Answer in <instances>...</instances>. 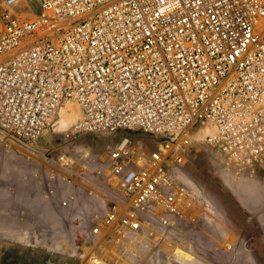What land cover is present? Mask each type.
Wrapping results in <instances>:
<instances>
[{
	"label": "built area",
	"instance_id": "1",
	"mask_svg": "<svg viewBox=\"0 0 264 264\" xmlns=\"http://www.w3.org/2000/svg\"><path fill=\"white\" fill-rule=\"evenodd\" d=\"M72 102L75 134L119 135L106 178L122 194L89 227L87 263L105 244L173 243L216 214L185 181L199 131L236 173L264 172V0H0V134L33 145Z\"/></svg>",
	"mask_w": 264,
	"mask_h": 264
},
{
	"label": "rangeland",
	"instance_id": "2",
	"mask_svg": "<svg viewBox=\"0 0 264 264\" xmlns=\"http://www.w3.org/2000/svg\"><path fill=\"white\" fill-rule=\"evenodd\" d=\"M30 6L23 11L32 19L40 9L36 3ZM68 108L72 116L64 122L60 115L55 128L33 145L17 144L0 134V240L49 251L76 264H88L86 257L92 248L89 227L103 218L109 205L122 194L106 178L108 155L119 135L75 134L73 127L80 118L79 108L75 102L64 109ZM135 138L148 150L156 148L154 138ZM199 138L193 139L184 170L185 181L198 189L216 212L201 221L202 232L210 227L209 221L243 223L245 211H253L259 204L256 195L264 193V172L236 173L219 152L198 142ZM85 152L91 155L86 171L80 164L66 169L58 163L61 154L78 161ZM190 234L187 227L173 233L172 241L187 244L165 243L159 247L160 253L159 249L147 251L129 240L122 246L102 245L96 255L106 264H160L161 253L182 260V252L200 254L209 247L207 235ZM194 239H199V243L195 244Z\"/></svg>",
	"mask_w": 264,
	"mask_h": 264
},
{
	"label": "crops",
	"instance_id": "3",
	"mask_svg": "<svg viewBox=\"0 0 264 264\" xmlns=\"http://www.w3.org/2000/svg\"><path fill=\"white\" fill-rule=\"evenodd\" d=\"M254 171L260 172L259 169ZM255 200L257 203L259 201V204L253 211L250 208L245 211L243 223L209 221L210 227L203 229V232L200 225L196 228L187 227L191 230L190 235L203 233L208 236L207 250L200 251V254H195L193 251L183 252L190 253L194 262L184 258L177 260L173 255L161 253L160 264H264V193L257 194ZM178 241H173L171 244H187V242ZM193 242L197 244L199 239H194ZM160 252L162 251L159 249Z\"/></svg>",
	"mask_w": 264,
	"mask_h": 264
},
{
	"label": "flooded vegetation",
	"instance_id": "4",
	"mask_svg": "<svg viewBox=\"0 0 264 264\" xmlns=\"http://www.w3.org/2000/svg\"><path fill=\"white\" fill-rule=\"evenodd\" d=\"M0 264H76L58 254L0 240Z\"/></svg>",
	"mask_w": 264,
	"mask_h": 264
},
{
	"label": "bare ground",
	"instance_id": "5",
	"mask_svg": "<svg viewBox=\"0 0 264 264\" xmlns=\"http://www.w3.org/2000/svg\"><path fill=\"white\" fill-rule=\"evenodd\" d=\"M60 115H62L63 119H65V120H63L64 122L66 121V119H68V118H70L72 116L71 115V111L69 110V108L67 110L66 109L61 110ZM63 128H64V126H63ZM202 135H203V132L202 131H199L197 133V136L198 137H200ZM179 257L184 258L185 260H188V261H191V259H192V256L191 255H189V254L184 255L183 252H182V255H180ZM98 264H106V263L105 262H102L101 260H98Z\"/></svg>",
	"mask_w": 264,
	"mask_h": 264
}]
</instances>
